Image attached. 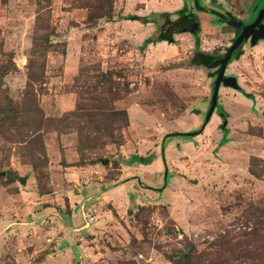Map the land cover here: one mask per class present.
<instances>
[{
    "label": "rangeland",
    "instance_id": "obj_1",
    "mask_svg": "<svg viewBox=\"0 0 264 264\" xmlns=\"http://www.w3.org/2000/svg\"><path fill=\"white\" fill-rule=\"evenodd\" d=\"M263 3L0 0V264H264V38L234 47L202 127L238 34L202 11ZM182 9L196 28L159 40ZM130 155L158 174L116 177Z\"/></svg>",
    "mask_w": 264,
    "mask_h": 264
},
{
    "label": "crops",
    "instance_id": "obj_2",
    "mask_svg": "<svg viewBox=\"0 0 264 264\" xmlns=\"http://www.w3.org/2000/svg\"><path fill=\"white\" fill-rule=\"evenodd\" d=\"M183 16H188V14H185V15H183ZM190 17V16H189ZM131 156H136V157H143V156H140V155H130L128 158H127V160H125V161H123L121 164H119L118 166L121 168L120 169V173L121 174H119V175H117L116 177H140L143 173H147L148 175H156V174H158V172H156L155 174L154 173H152L151 172V170L149 171V170H147V171H149V172H147L146 170V172L144 171L143 172V168H142V166H147V167H149L150 168V166L149 165H151V163L153 162V159H152V157H151V155H147V156H145L146 158L148 157H150L149 159H150V162L148 163V164H140V163H136V162H133V163H131V164H128L127 162H128V160L130 159V157ZM145 157H143V158H145ZM107 163V161H104L103 162V165H104V163ZM148 168V169H149ZM152 169V168H151ZM119 170V169H118ZM125 170V171H124ZM127 171H130V172H137V175H134V173L133 174H130V173H127ZM126 172V173H125ZM102 177H104V176H102ZM157 177H158V175H157ZM163 177H165V175L163 176ZM127 182H131V181H129L128 179H125V181L124 182H121V183H116V184H114V185H109V184H107V183H105V182H98V183H96V186L95 187H93V186H90V191L89 192H91V193H89L87 196H85L86 197V201H87V203L89 204L88 206L90 207V194H94L96 197L94 198V199H96L97 201H98V203H101L102 201H104V200H106L107 198H111V196H107V194L110 192V191H112V190H114L116 187H120L121 185H123V184H125V183H127ZM125 186V185H124ZM124 186H121L120 188H124ZM120 188H117V189H120ZM116 192H118V190H116ZM103 199V200H102ZM84 201V200H83ZM83 201L82 200H80V201H78V203L77 204H79V205H81V203H83ZM78 206V205H77ZM75 207V206H74ZM79 207H81V206H79ZM78 211H79V209H78ZM79 213H80V211H79ZM73 216L75 215V214H72ZM79 217H80V215H79ZM60 243L58 244V246L59 247H61V244H62V239H60V241H59ZM73 254V249H72V247H70V248H67L66 250H64L63 248L61 249V250H58V254L59 255H61V256H64L65 254Z\"/></svg>",
    "mask_w": 264,
    "mask_h": 264
},
{
    "label": "water",
    "instance_id": "obj_3",
    "mask_svg": "<svg viewBox=\"0 0 264 264\" xmlns=\"http://www.w3.org/2000/svg\"><path fill=\"white\" fill-rule=\"evenodd\" d=\"M264 15V6L261 7V9L259 10L258 14H257V17L255 18L254 22L249 25V26H243L242 27V33L239 35V37L231 44V46L228 48V50L226 51L223 59L221 60L220 62V66H219V69L217 71V75H216V79H215V86H214V90H213V96H212V100H211V105L208 109V112H207V115L204 119V122L202 124V127L205 125L206 121L210 118V115L212 113V110L214 108V105H215V101H216V91L218 89V85H219V82L221 81L223 83L224 86H227V87H230V88H233V89H236V83L234 81L233 78H223L222 77V73L224 71V68L227 64V62L229 61L230 59V56H231V53L234 49V47L239 43L241 42L243 39L247 38V36L249 35L251 29L253 30L257 25L258 23L260 22L262 16ZM229 25H231L234 29L235 28H238L240 26V23H237V22H234L232 20H230L228 22ZM196 28V25L193 24L192 26H190V28L188 29L189 31H192L193 29ZM260 28V27H259ZM260 30V29H259ZM252 40L256 39V38H262L261 36H252ZM264 38V36H263ZM106 164V162L104 163ZM18 182L20 183V185H24L25 183V178H19L18 179Z\"/></svg>",
    "mask_w": 264,
    "mask_h": 264
},
{
    "label": "trees",
    "instance_id": "obj_4",
    "mask_svg": "<svg viewBox=\"0 0 264 264\" xmlns=\"http://www.w3.org/2000/svg\"><path fill=\"white\" fill-rule=\"evenodd\" d=\"M185 9H182V11H179L177 12L175 15L177 16V20L175 22L172 23L171 26L173 25H177V24H180V28H177L173 31H167L165 34L161 35V37H159V40H166V41H169L170 40V35L172 32H180V31H184V30H187L189 25L191 23H193L194 19L193 18H187L186 16H183L185 15ZM197 11H202L200 9H197ZM202 12H205V13H208V14H211L213 16L217 15L219 16L218 13L212 11V10H209V11H202ZM127 20H130V21H138L139 19L136 18V17H127ZM145 22V21H144ZM203 62L205 63H209L210 62V59H202ZM219 116L221 118L224 117V114L222 112H219ZM223 142V139L220 140L219 144H222ZM133 162H136V163H140V164H148L150 162V159L147 157L143 158V157H136V156H131L130 159L128 160V164H131Z\"/></svg>",
    "mask_w": 264,
    "mask_h": 264
},
{
    "label": "flooded vegetation",
    "instance_id": "obj_5",
    "mask_svg": "<svg viewBox=\"0 0 264 264\" xmlns=\"http://www.w3.org/2000/svg\"><path fill=\"white\" fill-rule=\"evenodd\" d=\"M263 6H264V3H263ZM258 14V13H257ZM257 14L253 17V19L252 20H246V21H243L241 24H240V26L238 27V28H235V31L236 32H238V34H237V37H236V39L239 37V35L242 33V27L243 26H249V25H251L253 22H254V20H255V18H256V16H257ZM214 17H217L218 19H220V22H222V23H227L228 24V22L231 20V19H229L228 17H226V16H224V15H222V14H219V16H217V15H215ZM245 19V18H244ZM193 24H195L196 25V21L194 20L193 21V23H191L190 25H189V27H188V29L190 28V26H192ZM231 26V25H230ZM232 27V26H231ZM260 27V28H259ZM230 28V27H229ZM233 28V27H232ZM260 29V30H259ZM256 30V31H255ZM261 36L262 38H263V36H264V15L262 16V18H261V20H260V22L258 23V25L252 30L251 29V31H250V33H249V35L247 36V38H245V39H243L242 41V44H241V46L242 45H244V43L245 42H247V40H249V38L251 39L252 38V36ZM235 39V40H236ZM234 40V41H235ZM233 41V42H234ZM232 42V43H233ZM231 43V44H232ZM240 46V47H241Z\"/></svg>",
    "mask_w": 264,
    "mask_h": 264
}]
</instances>
